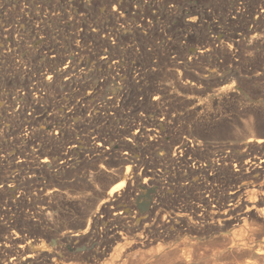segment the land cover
Instances as JSON below:
<instances>
[{
	"label": "rangeland",
	"instance_id": "obj_1",
	"mask_svg": "<svg viewBox=\"0 0 264 264\" xmlns=\"http://www.w3.org/2000/svg\"><path fill=\"white\" fill-rule=\"evenodd\" d=\"M0 38V242L58 264H264V143H246L264 141V0H0ZM126 170L143 226L102 210Z\"/></svg>",
	"mask_w": 264,
	"mask_h": 264
},
{
	"label": "bare ground",
	"instance_id": "obj_2",
	"mask_svg": "<svg viewBox=\"0 0 264 264\" xmlns=\"http://www.w3.org/2000/svg\"><path fill=\"white\" fill-rule=\"evenodd\" d=\"M164 1V0H163ZM119 11V10H118ZM145 11V10H144ZM262 11V10H260ZM25 17V16H24ZM205 20V19H204ZM186 22V21H185ZM178 24V23H177ZM192 25V24H191ZM16 27V26H15ZM29 29V28H28ZM146 30V29H145ZM167 34V33H166ZM261 37V36H260ZM1 39V38H0ZM238 39V38H237ZM221 41V40H220ZM20 42V41H19ZM207 42V41H206ZM52 43V42H51ZM7 46V45H6ZM19 46V45H18ZM117 46V45H116ZM78 47V46H77ZM23 49V48H22ZM12 50V49H11ZM30 50V49H29ZM19 51V50H18ZM19 53V52H18ZM57 54V53H56ZM5 55V54H4ZM105 55V54H104ZM6 56V55H5ZM101 59V58H100ZM56 61V60H55ZM61 61V60H60ZM47 64V63H46ZM75 66V65H74ZM75 70V69H74ZM52 71V70H51ZM52 76V75H51ZM50 77V76H49ZM133 80V79H132ZM140 81V80H139ZM51 83V82H50ZM140 83V82H139ZM79 85V84H78ZM143 85V84H142ZM43 87V86H42ZM144 88V87H143ZM66 89V88H65ZM55 90V89H54ZM35 93H39L40 90L39 88H35ZM80 94V93H79ZM114 95V94H113ZM128 95V94H127ZM38 96V95H37ZM39 97V96H38ZM24 98V97H23ZM33 98V97H32ZM45 99V98H44ZM59 100V99H58ZM99 100V99H98ZM135 100V99H134ZM145 100V99H144ZM113 101V100H112ZM89 106V105H88ZM98 106V105H97ZM73 107V106H72ZM80 107V106H79ZM102 107V106H101ZM89 110V109H88ZM135 111V110H134ZM71 116V115H70ZM40 117V116H39ZM41 119L43 117H40ZM48 119V118H47ZM142 119V118H141ZM40 120V119H39ZM111 120V119H110ZM42 121V120H41ZM55 121V120H54ZM101 122V121H100ZM99 123V122H98ZM29 124H32L31 121H29ZM35 124V123H34ZM121 124V123H120ZM138 124V123H137ZM66 125V124H65ZM81 125V124H80ZM34 126V125H33ZM129 126V125H128ZM28 127V126H27ZM142 129V128H141ZM138 129V133L142 134V130ZM45 131V130H44ZM83 131V130H82ZM148 132H150L151 130H147ZM43 132V131H42ZM44 133V132H43ZM82 133V132H81ZM80 134V133H79ZM139 134V135H140ZM118 135V134H117ZM60 136V135H59ZM100 135L97 133H93V141L96 144L95 149L96 152L101 153V149L105 146V142L106 140H103L99 137ZM120 136V135H119ZM141 136V135H140ZM38 138V137H37ZM141 138V137H140ZM31 139V138H30ZM133 139V138H132ZM138 139V138H137ZM90 141V140H89ZM92 141V142H93ZM254 142L256 145L260 146L264 143L263 140L261 139H252V137L250 139H248V141H246V143H251ZM120 145V144H119ZM141 145V144H140ZM108 149V148H107ZM120 149V148H119ZM93 152V151H92ZM94 153V152H93ZM67 156V155H66ZM65 157V156H64ZM64 160V159H63ZM25 161V160H24ZM42 162H44L42 160ZM126 163H129L128 167H126V169L130 168L132 169V174L131 176H136V172L137 169L139 168V165L136 162L133 161H128L127 159H125ZM261 163H264V161H261ZM62 164V163H61ZM253 165V164H252ZM142 167V166H141ZM139 169L138 171V177H140L142 179V182H144L145 184H149L150 181L153 180L152 178V174L148 171H143V167ZM243 168V167H242ZM251 170V169H250ZM125 172V171H124ZM127 170L125 173H122L121 171L116 174L115 176L111 177L108 181V183H112V182H119L118 186L110 189V191H108V195H107V199L104 201V206L102 207V210L106 211V210H111L113 213L114 217H117L118 219H131L135 222V226H137V224L142 225L147 221V219L149 217L142 215L141 213L135 211V209H133V204L131 202H125L124 201V196L123 194L120 193H116V188L119 186H122L123 184H125L129 178L127 175ZM258 175H255V177H257ZM144 178V181H143ZM14 179V178H13ZM15 181V180H13ZM11 180V182H13ZM14 183V182H13ZM143 183V184H144ZM132 186V184H130ZM109 187V186H108ZM147 187V186H146ZM174 189V188H173ZM182 190V189H181ZM253 190V189H252ZM157 191V190H156ZM247 191V190H246ZM160 192V191H159ZM40 193V192H39ZM47 193V192H46ZM253 191L248 192V195H253ZM235 193H232V195ZM249 197V196H248ZM102 199V198H101ZM250 199V198H249ZM69 200V199H68ZM104 200V198H103ZM11 201V200H10ZM33 201V200H32ZM94 201V200H93ZM156 201V200H155ZM75 203V202H74ZM156 204V203H155ZM254 205V204H253ZM256 209V208H255ZM1 210V209H0ZM134 210V211H133ZM258 210V209H257ZM261 210V209H260ZM129 212H132L133 215L132 217H128L127 215L129 214ZM262 212V211H261ZM38 214V213H37ZM40 214V213H39ZM102 217V216H101ZM177 218V217H176ZM182 219V218H181ZM230 219H224V222L227 223V225L229 224ZM114 221V220H113ZM109 222V221H108ZM184 222V221H183ZM11 223V222H10ZM84 223V222H83ZM82 223V224H83ZM184 225V224H183ZM225 226V224H223ZM237 225V224H236ZM83 226V225H82ZM182 227V222L181 221H177L176 219H169L166 222V225H164L165 229H169L170 231H174L177 230L179 228ZM71 228V227H70ZM147 228V227H146ZM163 228V229H164ZM217 229V228H216ZM61 231V230H60ZM125 231V230H124ZM80 232L76 231V230H72L69 231L63 238L64 241H66L69 245V247L75 251L78 252V247H79V243H80ZM60 237V236H59ZM84 237V236H83ZM110 238L112 239L113 242L115 243H120V240H123L122 237V233L116 229H113L110 231ZM98 239V238H97ZM110 239V240H111ZM61 241V240H60ZM106 241V240H105ZM120 241V242H119ZM153 238L145 235L144 238L142 237L139 242L135 245H138L139 247L143 248L146 245H149L153 242ZM122 243V242H121ZM16 245V250H14L12 253H10L8 251V247L9 246H13ZM114 245V244H113ZM129 245V244H128ZM103 246V245H102ZM68 247V246H67ZM104 248V247H103ZM113 248V247H112ZM68 249V248H67ZM101 249V248H100ZM107 249V248H106ZM130 251V250H129ZM35 253V252H34ZM72 253V252H71ZM126 251L121 252L119 250L115 251V256L117 260L113 261L111 264H121V261L123 260V257H125ZM154 253V252H153ZM150 255V254H149ZM69 256V254L67 253V251H63L62 249H57V248H51L49 250H41L39 252L38 255H34L32 254V252H29V249L26 247L25 242L22 240V238L14 235H8L7 237L4 238V240L2 242H0V264H6V263H10L12 262L13 264H58L59 261H63L64 257ZM74 256V255H73ZM101 256V254H100ZM99 256V257H100ZM84 258V257H83ZM147 259V258H146ZM154 259V258H153ZM94 260V259H93ZM96 261V260H95ZM139 262V261H138ZM94 264H96L94 262Z\"/></svg>",
	"mask_w": 264,
	"mask_h": 264
}]
</instances>
